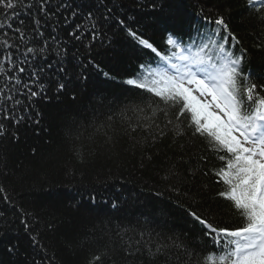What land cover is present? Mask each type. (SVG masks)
Returning a JSON list of instances; mask_svg holds the SVG:
<instances>
[{
	"label": "trees",
	"instance_id": "trees-1",
	"mask_svg": "<svg viewBox=\"0 0 264 264\" xmlns=\"http://www.w3.org/2000/svg\"><path fill=\"white\" fill-rule=\"evenodd\" d=\"M218 15L241 41L237 55L245 49V72L264 85V22L247 0H18L0 12L12 25L0 41L13 45L0 46V264H205L219 255L188 210L240 225L218 195L224 162L191 129L177 135L158 98L125 83L148 56L114 23L163 49L166 29L188 33Z\"/></svg>",
	"mask_w": 264,
	"mask_h": 264
},
{
	"label": "snow or ice",
	"instance_id": "snow-or-ice-1",
	"mask_svg": "<svg viewBox=\"0 0 264 264\" xmlns=\"http://www.w3.org/2000/svg\"><path fill=\"white\" fill-rule=\"evenodd\" d=\"M17 2L0 0V12H14ZM247 5L254 8L264 22V0H247ZM88 17L92 18L91 11ZM114 23L127 28L128 35L148 56L147 61L140 63L136 76L125 83L158 98L152 104L165 117L170 113L174 115L180 125L177 135L183 136L191 129L192 136L203 138L224 162L215 171L217 182L225 185V190L218 195L231 202L240 225L219 226L214 216L188 210V215L201 226L202 236L219 249V255L205 258V264H264V85L245 72V49L240 48L239 55L236 53L241 41L220 15L214 19L205 16L203 23L188 33L166 29L163 49L128 27L123 19ZM4 27L12 28V25L0 24V28ZM14 30L24 38L21 28ZM75 38L80 39L79 35ZM0 46L9 50L13 47L7 39L0 41ZM33 52L32 47L27 48V53ZM6 59L15 64L10 52L6 53ZM153 63L156 67L151 66ZM96 67L99 69L98 64ZM5 71L0 61V74ZM8 71L12 79L11 69ZM24 71L25 68L19 67V72ZM104 76L109 74L105 72ZM14 79L17 85L21 83L20 77ZM37 79L38 72L34 71L29 83L24 84L30 97L38 95L30 87ZM4 118L8 119L7 114ZM3 131L4 125L0 124V135ZM3 191L0 188V192ZM21 222L28 227L25 221ZM166 247H157L156 253L164 254ZM176 247L184 248L187 253L183 245ZM99 259V256L93 257V261Z\"/></svg>",
	"mask_w": 264,
	"mask_h": 264
}]
</instances>
